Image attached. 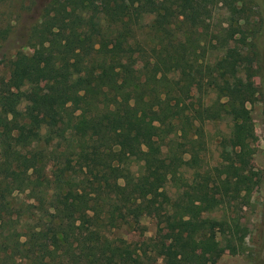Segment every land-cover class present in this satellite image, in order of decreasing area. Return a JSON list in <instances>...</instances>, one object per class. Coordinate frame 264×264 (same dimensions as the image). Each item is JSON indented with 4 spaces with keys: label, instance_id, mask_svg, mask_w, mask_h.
Instances as JSON below:
<instances>
[{
    "label": "trees",
    "instance_id": "trees-1",
    "mask_svg": "<svg viewBox=\"0 0 264 264\" xmlns=\"http://www.w3.org/2000/svg\"><path fill=\"white\" fill-rule=\"evenodd\" d=\"M214 3H46L30 54L16 52L0 77V264H214L243 252L246 227L206 215L256 182L244 105L254 101L260 33L243 30L234 18L243 10L228 2L227 38L239 34L238 44L220 42L216 64L204 62L191 37ZM226 118L220 163L201 192L202 124ZM143 218L152 237L112 235L131 226L142 237Z\"/></svg>",
    "mask_w": 264,
    "mask_h": 264
},
{
    "label": "rangeland",
    "instance_id": "rangeland-1",
    "mask_svg": "<svg viewBox=\"0 0 264 264\" xmlns=\"http://www.w3.org/2000/svg\"><path fill=\"white\" fill-rule=\"evenodd\" d=\"M48 1L4 0L0 3V77L4 80L9 72L8 61L13 58L14 54L18 51L26 55L30 54L27 46L28 33L31 27L39 21L41 11ZM228 2L236 9L243 10V14L234 16V18L237 17L238 25L243 26V30H247L249 34L254 30L260 33L256 42L258 45L254 65L256 74L252 78L255 88L254 101L244 105L248 111L255 137L251 144L253 154L249 160V166L256 174L254 178L256 182L248 193L240 192V198L232 202L229 208L219 207L206 216L215 220L222 219L224 215L237 218L247 229L243 239V252L237 255L224 253L214 264H264V0H215L210 8L209 17L204 21V26L197 27L191 38H194L196 42L195 49L198 58L212 66L221 57V53L213 47H217L222 41L230 46L237 45L239 34L227 38ZM70 9L74 11V3ZM240 18H245V22ZM142 20V23H149L150 17ZM139 31L143 37H147V28L142 26ZM35 85L44 93L50 94L43 80H36ZM212 99L213 94H209L204 103ZM159 105V101H154L153 109L159 110ZM232 124L233 122L228 118L202 124L204 150L199 155L198 176L195 179L201 192L209 188V182L212 179L210 176L214 173L213 168L220 163L219 143L229 135ZM229 147L224 148L227 153L232 154L237 151V147ZM185 177L191 180L194 177L193 172L187 171ZM208 177L211 179L208 180ZM139 227L143 229L142 237L139 236V230L131 226H123L112 232V235L127 242L154 235L153 221L143 218Z\"/></svg>",
    "mask_w": 264,
    "mask_h": 264
}]
</instances>
